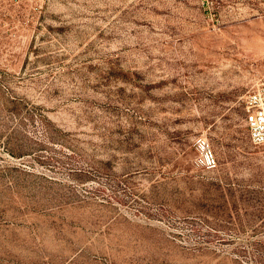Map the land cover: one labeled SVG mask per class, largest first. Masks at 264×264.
Returning a JSON list of instances; mask_svg holds the SVG:
<instances>
[{"label":"rangeland","instance_id":"obj_1","mask_svg":"<svg viewBox=\"0 0 264 264\" xmlns=\"http://www.w3.org/2000/svg\"><path fill=\"white\" fill-rule=\"evenodd\" d=\"M262 82L264 0H0V264H264Z\"/></svg>","mask_w":264,"mask_h":264},{"label":"built area","instance_id":"obj_2","mask_svg":"<svg viewBox=\"0 0 264 264\" xmlns=\"http://www.w3.org/2000/svg\"><path fill=\"white\" fill-rule=\"evenodd\" d=\"M244 122L254 145L264 146V82L258 84L244 99ZM196 158L194 165L202 171L217 167V158L209 142L199 138L194 143Z\"/></svg>","mask_w":264,"mask_h":264}]
</instances>
